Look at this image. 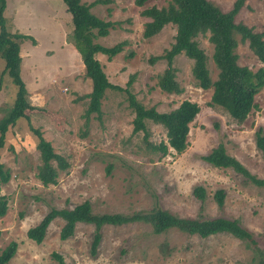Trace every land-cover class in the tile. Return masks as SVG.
<instances>
[{"label":"rangeland","instance_id":"obj_1","mask_svg":"<svg viewBox=\"0 0 264 264\" xmlns=\"http://www.w3.org/2000/svg\"><path fill=\"white\" fill-rule=\"evenodd\" d=\"M81 1L90 4L96 0ZM103 1L92 5L91 11L111 26L107 36H95L93 41L104 46L125 41L111 58L96 54L109 81L127 87L138 102L158 111H169L185 99L197 103L200 110L190 123L188 145L181 153L169 149L161 155L152 150L150 145L166 142L165 129L147 120L146 139L143 131L133 133L134 114L124 90L107 89L100 113L90 114L86 125L88 98L84 95L91 91V80L75 46L64 2L6 0L3 16L7 30L28 35L18 40L20 75L34 107L26 112L28 121L19 118L7 130L0 149L1 162L10 173L9 180L0 184V194L7 199L6 212L0 216V251L11 241L17 244L6 264H50L53 252L62 255L65 264H256L255 253L230 234L202 238L177 229L156 234L140 221L102 226L94 252L92 224L77 223L73 235L62 240L59 232L64 221L56 217L41 242L27 237V230L51 208L71 209L87 200L96 213L131 215L160 207L181 217L237 219L264 252V188L202 158L221 143L250 173L264 178V155L256 146L255 133L260 128L264 136V86L255 95L257 107L241 124L208 105L212 89L198 87L190 71L192 61L184 54L173 60L182 92L162 91L155 76L164 70L166 61L150 59L171 46L176 27L165 25L145 38L142 32L148 18L140 12L146 6H167L169 0H148L142 7L134 0ZM209 1L227 11L235 0ZM236 21L264 33V0H245ZM197 41L215 79L212 46L206 36L199 35ZM236 53L240 65L264 68L247 43H240ZM3 69L0 58V119L9 113L16 94V86L7 74L2 75ZM29 125L41 131L67 164L55 184L44 185L36 177L40 157ZM196 186L204 189L203 201L193 194ZM218 189L225 192L221 207L214 199Z\"/></svg>","mask_w":264,"mask_h":264},{"label":"trees","instance_id":"obj_2","mask_svg":"<svg viewBox=\"0 0 264 264\" xmlns=\"http://www.w3.org/2000/svg\"><path fill=\"white\" fill-rule=\"evenodd\" d=\"M66 12L70 15L73 24V36L75 46L86 64L85 74L91 80V91L84 95L88 98L87 108L84 112L85 124L90 114L100 113L101 100L107 89L126 91L128 106L133 110L132 132L143 131L144 139L148 137L146 121H152L165 129L166 142L150 145L152 150L160 151L161 155L167 154L169 149L176 153L183 152L187 145V136L190 123L198 114L200 107L197 103L188 99L182 100L175 108L169 111H158L155 106L145 107L137 101L135 95L127 88L113 85L105 74L103 65L96 58L97 53H102L108 58L119 53L125 41L111 46H104L93 41L95 36L105 37L108 34L111 22L105 21L91 11L92 5L105 2L96 0L93 3H85L81 0H62ZM148 0H134L135 5L144 6ZM245 0H235L232 7L224 11L209 0H169L167 6H146L141 10V15L148 18L144 23L142 35L145 38L157 34L165 25L173 24L176 27L174 41L164 53L158 57H152L150 62L156 59H164L166 67L156 78L157 86L164 92L180 94L182 87L176 80V69L173 66L175 56L184 54L192 61L191 75L198 87L212 89L208 105L222 112L231 121L241 124L253 108L257 107L254 98L264 86V68L252 69L238 63L236 49L240 43H247L249 49L259 62L264 63V33L256 31L253 27L241 21H236V15L243 6ZM6 0H0V58L4 60L3 74H7L16 86V94L9 113L0 119V149L3 148L7 130L16 124L19 118L29 120L27 110L34 107L30 104L27 89L20 75L21 57L19 54V39L28 35L23 33H11L5 25L3 16ZM206 36L212 46L211 60L217 74L213 79L208 67V57L200 47L197 38ZM132 77L128 80L130 86ZM1 89V78H0ZM29 130L37 139L36 149L39 152L40 163L37 166L36 177L44 184H55L59 171L67 168L63 158L54 152L50 142L42 137L39 129L31 127ZM258 128L256 130V146L264 155V136ZM203 160L219 168H230L241 175L245 180L255 186L264 188V178L250 173L249 170L234 156L229 154L221 143L213 147L209 153L202 156ZM10 173L1 162L0 156V184L6 183ZM193 194L201 201L204 200V189L196 186ZM225 192L218 189L214 193V199L218 207L224 203ZM7 208V199L0 194V216H3ZM60 217L64 223L60 229L59 237L62 240L73 235L77 223H87L94 226L92 251L100 242V229L104 225H120L129 222L140 221L151 226L156 234L164 233L169 229H177L189 235H197L205 238L212 235L226 233L238 238L254 253L256 264H264V252L257 246L252 234L237 219L223 216L214 217H181L160 207L150 210H141L131 215L122 213H96L89 201L74 206L71 209L51 208L38 224L27 230V237L35 242H41L45 236L50 222ZM17 244L9 242L0 251V264H6L15 254ZM53 263L65 264L62 255L53 252Z\"/></svg>","mask_w":264,"mask_h":264}]
</instances>
